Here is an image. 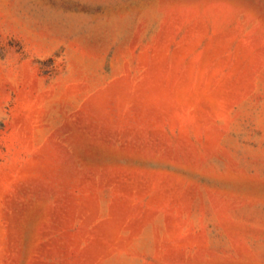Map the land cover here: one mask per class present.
I'll return each mask as SVG.
<instances>
[{
	"label": "rangeland",
	"instance_id": "1",
	"mask_svg": "<svg viewBox=\"0 0 264 264\" xmlns=\"http://www.w3.org/2000/svg\"><path fill=\"white\" fill-rule=\"evenodd\" d=\"M0 264H264V0H0Z\"/></svg>",
	"mask_w": 264,
	"mask_h": 264
}]
</instances>
